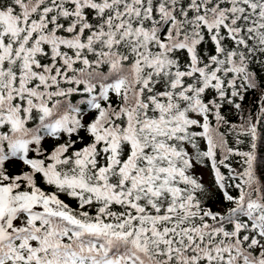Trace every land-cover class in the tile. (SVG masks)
<instances>
[{"label": "snow or ice", "instance_id": "1", "mask_svg": "<svg viewBox=\"0 0 264 264\" xmlns=\"http://www.w3.org/2000/svg\"><path fill=\"white\" fill-rule=\"evenodd\" d=\"M264 0H0V264H264Z\"/></svg>", "mask_w": 264, "mask_h": 264}, {"label": "trees", "instance_id": "2", "mask_svg": "<svg viewBox=\"0 0 264 264\" xmlns=\"http://www.w3.org/2000/svg\"><path fill=\"white\" fill-rule=\"evenodd\" d=\"M262 151H264V149H262Z\"/></svg>", "mask_w": 264, "mask_h": 264}]
</instances>
